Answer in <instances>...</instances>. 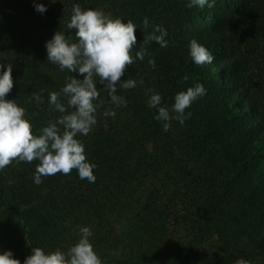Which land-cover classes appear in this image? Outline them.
I'll return each mask as SVG.
<instances>
[{
  "label": "trees",
  "instance_id": "trees-1",
  "mask_svg": "<svg viewBox=\"0 0 264 264\" xmlns=\"http://www.w3.org/2000/svg\"><path fill=\"white\" fill-rule=\"evenodd\" d=\"M35 3L47 11L37 12ZM187 3L0 0V62L12 65L13 78L6 98L25 108L34 133L61 115L49 105V93L70 76L83 78L48 61L45 48L56 31L75 39L67 29L74 4L133 21L132 55L147 49L121 77L137 86L117 85L127 106L111 104L101 89L97 123L79 137L97 165L94 183L73 169L37 185L38 161L14 160L0 171V251L10 249L21 264L33 246L66 252L79 227L88 226L103 264H235L241 258L264 264V0H216L212 9ZM152 25L167 30L168 47L144 43ZM192 38L214 55L211 64L192 61ZM254 62L263 63L258 76ZM196 82L206 94L186 109L192 115L184 124L173 120L164 132L148 106V89L170 107L178 91ZM33 93L43 102L32 100ZM109 109L115 117L104 116Z\"/></svg>",
  "mask_w": 264,
  "mask_h": 264
},
{
  "label": "clouds",
  "instance_id": "clouds-1",
  "mask_svg": "<svg viewBox=\"0 0 264 264\" xmlns=\"http://www.w3.org/2000/svg\"><path fill=\"white\" fill-rule=\"evenodd\" d=\"M54 3L55 0H50ZM216 0H188L187 7L198 6L203 9L215 7ZM34 8L43 14L47 5L35 3ZM147 29L149 20L144 18ZM67 29L75 30V39L65 32H54L45 42L47 60L71 73L67 83L60 91L50 92L48 103L61 115L50 120L38 133L26 116V110L16 99H7L13 88L12 65L0 62V171L14 160L32 163L38 161L33 175L34 183L41 184L42 177L62 173L68 175L75 169L81 180L94 183V169L97 165L88 160L85 145L79 137H86L97 123L96 112L99 107L95 101L100 100V90H105L111 104L126 107L127 101L117 94V85L123 89L137 86L135 79L121 80L126 66L134 64L136 59L143 60L147 49L141 47L132 55L137 45V25L123 18L105 13L101 9L82 8L74 4ZM167 30L161 25H152V31L144 35V43L155 41L161 47H168ZM189 55L199 66L211 64L215 57L195 38L189 41ZM148 63L155 68L156 62ZM189 77L185 75L184 81ZM103 85L97 88V82ZM142 83V81H141ZM149 108L156 109L154 119L161 122L163 131L167 132L171 121L184 124L192 115L189 109L193 102L206 94V88L200 82L174 95L171 106L163 103V96L154 89H148ZM32 100L42 103V94L33 93ZM66 100V103H65ZM114 109L104 112L105 117H115ZM12 183V181H9ZM93 231L88 226L79 227V239L67 251L57 248L45 252L41 247L33 246L23 264H103V260L94 250L90 240ZM0 264H21L14 258L10 249L0 251ZM235 264H249L238 259Z\"/></svg>",
  "mask_w": 264,
  "mask_h": 264
},
{
  "label": "rangeland",
  "instance_id": "rangeland-1",
  "mask_svg": "<svg viewBox=\"0 0 264 264\" xmlns=\"http://www.w3.org/2000/svg\"><path fill=\"white\" fill-rule=\"evenodd\" d=\"M263 67V63L261 62V63H252V69H253V71H254V75L255 76H258L259 75V73H261L262 74V71L260 72V70H263V69H261Z\"/></svg>",
  "mask_w": 264,
  "mask_h": 264
}]
</instances>
